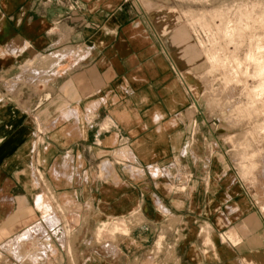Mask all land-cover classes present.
Returning a JSON list of instances; mask_svg holds the SVG:
<instances>
[{
    "label": "rangeland",
    "instance_id": "obj_1",
    "mask_svg": "<svg viewBox=\"0 0 264 264\" xmlns=\"http://www.w3.org/2000/svg\"><path fill=\"white\" fill-rule=\"evenodd\" d=\"M1 1L0 40L7 25ZM125 1L141 10L168 38L174 72L189 98L188 108L180 116L181 122L184 118L187 121L185 149L152 181L155 200L148 210L150 217L142 196L143 202L127 216L115 215L122 210L113 207L108 208L107 218L99 217L92 200L84 213L83 207H66L57 199L54 205L59 207L54 215L46 210L44 224H37L41 218L34 216L33 228L23 235L8 234L0 241V264H189L184 257L194 254L201 264H264V103L255 108L244 88L246 55L250 46L264 37V0ZM45 2L72 7L67 0ZM185 34L187 42H183ZM217 52L228 58L226 69L214 70L208 62V54ZM0 53H4L1 44ZM72 58L69 69L79 63ZM52 61L51 56L34 53L12 69H0V102L24 109L29 103L34 105L31 115L40 132L45 130L37 110L57 85ZM239 62L245 63L241 69ZM253 68L249 67L251 75ZM226 79L231 82L227 84ZM248 80L250 88L258 84ZM246 103L250 109L238 108ZM111 125L108 121L104 128ZM38 143L44 144L43 135ZM123 148L116 156L118 166L128 164L130 149ZM210 170L213 175L208 180ZM126 179L96 177L109 185ZM111 193L107 196L112 197ZM48 196L49 201L54 200L52 192ZM167 196L182 199L180 214L163 200ZM123 211L126 215L129 209ZM220 215L225 218L222 224L218 222ZM51 216L57 219L56 224H50ZM231 219L249 246L241 245L239 250L232 246L242 241L235 225L229 226ZM217 225L221 232H216ZM141 226L154 230L155 236L128 248L131 231ZM231 232L238 234L236 241L230 240ZM188 243L197 247L191 250Z\"/></svg>",
    "mask_w": 264,
    "mask_h": 264
},
{
    "label": "crops",
    "instance_id": "obj_2",
    "mask_svg": "<svg viewBox=\"0 0 264 264\" xmlns=\"http://www.w3.org/2000/svg\"><path fill=\"white\" fill-rule=\"evenodd\" d=\"M45 1H1L7 25L0 40V69H12L37 53L52 57L51 70L58 76L52 98L37 110L45 132L31 115L34 105L24 109L0 102V241L8 234L23 235L37 222L44 224L46 209L39 199L50 192V214L59 207L54 205L58 199L66 207H83L84 213L92 200L102 218L113 207L122 210L115 215L127 216L143 202L142 196L150 217L152 181L185 149L187 121L180 116L189 98L161 28L125 0H67L71 9ZM70 57L79 61L73 69ZM108 121L112 125L105 129ZM40 135L43 145L37 144ZM124 146L130 149L128 164L118 166L116 156ZM212 175L210 170L208 180ZM118 176L126 182L96 180ZM163 200L180 214L182 199ZM34 216L41 219L34 223ZM223 216H218L221 224ZM229 226L237 227L234 221ZM145 227L131 231L128 248L155 236ZM239 234L242 242L232 245L237 250L249 246ZM184 258L201 264L195 254Z\"/></svg>",
    "mask_w": 264,
    "mask_h": 264
},
{
    "label": "bare ground",
    "instance_id": "obj_3",
    "mask_svg": "<svg viewBox=\"0 0 264 264\" xmlns=\"http://www.w3.org/2000/svg\"><path fill=\"white\" fill-rule=\"evenodd\" d=\"M238 10V9H237ZM242 19V18H241ZM239 25V24H238ZM229 27V26H228ZM219 29V28H218ZM234 29V28H233ZM238 29V28H237ZM231 32H232V30H231ZM230 32V33H231ZM219 33V32H218ZM222 33V32H221ZM224 33V32H223ZM225 34V33H224ZM224 34H222L223 36H224ZM259 37H257V39H258ZM264 38V37H263ZM263 38H262V40H261V38H259L260 40L255 44V45H252V46H250L251 48H250V51H249V53L246 55V61L245 62H247V69H245V76L247 77V81L245 82V92L247 91V93H245V94H247L248 95V98H249V100L248 101H250L249 103H252L251 105H254L255 106V108H257V106L259 105V104H262V102L264 103V40H263ZM217 41V40H216ZM253 44V43H252ZM227 60H228V58L227 57H225V58H223V57H220V55H218V52L216 53V54H208V62L211 64V66H212V68L214 69V70H218V69H220L221 67H224L225 65H226V63H227ZM236 62V61H235ZM242 63H240L239 62V64H238V69H241L240 68V66H243V64H245V63H243L242 65H241ZM245 66V65H244ZM251 66H253L254 68V71H253V74L251 75L250 73H249V67H251ZM224 69H226L225 67H224ZM221 70V69H220ZM236 73H237V71H235ZM228 78V77H227ZM248 78L249 79H253L254 81L255 80H257L258 81V84L257 85H255L253 88H250V86H249V80H248ZM227 80V79H226ZM234 80V79H233ZM231 81H229V80H227V84L228 83H230ZM244 84V83H243ZM240 85V84H239ZM243 88V89H244ZM244 92V91H243ZM243 92H242V94H243ZM246 96V95H245ZM248 103V104H249ZM247 104V103H246ZM244 105V104H241L242 106L241 107H239L238 106V108H249L250 109V107H249V105ZM237 108V107H236ZM252 108V107H251ZM254 108V107H253ZM246 110V109H245ZM257 111V110H256ZM260 111V110H259ZM264 130V127H262V131ZM252 157V156H251ZM254 166V165H253ZM253 169V168H252ZM250 170V169H249ZM247 172V171H246ZM249 173V172H248ZM44 198V197H43ZM49 199L50 198H48V196H46L45 198H44V200H42V198H41V201L39 202V204L40 205H42L46 210H50L49 208H50V205H49V203L51 202V201H49ZM42 201H43V203H42ZM61 208V207H60ZM51 211V210H50ZM263 212H264V208H263ZM48 215H50V213L48 214ZM54 215V214H53ZM52 215V216H53ZM50 217V220H49V222H50V224L51 225H53L54 224V222L56 221L57 222V220L56 219H54V217ZM56 222H55V224H56ZM119 228V227H118ZM100 234V233H99ZM101 234H102V232H101ZM237 235L238 234H236L235 232H231V233H229V238H230V240H232V241H236V239L238 238L237 237ZM43 236V235H42Z\"/></svg>",
    "mask_w": 264,
    "mask_h": 264
},
{
    "label": "water",
    "instance_id": "obj_4",
    "mask_svg": "<svg viewBox=\"0 0 264 264\" xmlns=\"http://www.w3.org/2000/svg\"><path fill=\"white\" fill-rule=\"evenodd\" d=\"M50 99H51V96H48V95L44 98V100H45L46 102L50 101Z\"/></svg>",
    "mask_w": 264,
    "mask_h": 264
}]
</instances>
